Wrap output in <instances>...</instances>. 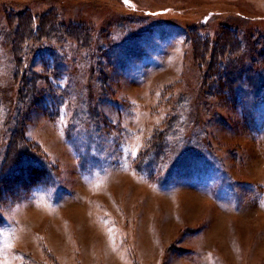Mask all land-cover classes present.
Wrapping results in <instances>:
<instances>
[{
    "label": "rangeland",
    "instance_id": "obj_1",
    "mask_svg": "<svg viewBox=\"0 0 264 264\" xmlns=\"http://www.w3.org/2000/svg\"><path fill=\"white\" fill-rule=\"evenodd\" d=\"M261 35L264 0H0V264H264Z\"/></svg>",
    "mask_w": 264,
    "mask_h": 264
},
{
    "label": "trees",
    "instance_id": "obj_2",
    "mask_svg": "<svg viewBox=\"0 0 264 264\" xmlns=\"http://www.w3.org/2000/svg\"><path fill=\"white\" fill-rule=\"evenodd\" d=\"M31 25L29 24L28 26H27V29L30 31L31 30ZM62 28H63V30H62V32H61V34H59V35H56L57 36V38H59V39H64V38H62V35H64L65 34V31L67 30V31H69V28H71V27H69V26H67V25H64V26H62ZM82 32V31H81ZM86 33V32H85ZM85 33H82L81 34V36L80 37H82V41L84 40V44H90V41H91V39H90V36L89 35H87V34H85ZM65 35H68V32L65 34ZM64 35V36H65ZM225 35L226 34H220V37L217 39V41H216V43H215V45H219L221 48L225 45V44H222V41H224V39H225ZM261 38L262 39H264V35H261ZM220 40H221V43H220ZM227 41V40H226ZM226 43H229V41L228 42H226ZM21 43H19L17 46H18V49L19 50H21L20 48H23V46L21 47V45H20ZM233 44H235V45H239V43L238 42H236L235 41V43H234V41H233ZM258 45H259V47H260V49L258 50V52L256 51V56H254L255 58H254V60H251V63H250V65L252 64V61H254V62H256V64H261V67H262V73L264 74V41L261 43V42H258L257 43ZM208 45V41L206 40V41H204L203 42V47H206ZM17 46H16V48L14 49L15 51V53L17 54V52H16V50H17ZM241 47H242V44H241V42H240V45L238 46V47H236L237 48V53H229L230 51H229V48L227 47V50H226V54H227V57H225V59L223 58L222 60H225V61H231V60H234L235 58H237V56L240 54V50H241ZM201 54H202V52H201ZM22 59V58H21ZM203 59H205V57L203 56V54L202 55H200L199 56V59H198V63L199 62H203ZM225 61H221L220 62V64H219V66H217V68H216V71H215V73H214V71H212L211 73H208L209 74V76H211V74L213 75V74H216L215 76L217 77V76H219V74H221V70L223 71V73H224V75H223V73H222V77H217V78H220L221 79V81H223V80H227V81H229L228 83H229V85H230V92L231 93H234L235 94V85H234V77H236V76H233L230 72H228V70H226V63H225ZM210 67L208 66V69H209ZM254 68V66H253V64L250 66V67H248V73H252L253 74V77H252V81H254L255 79H257L258 77H259V74L256 72V71H252V70H254L253 69ZM261 69V68H260ZM220 72V73H219ZM219 73V74H218ZM206 74L207 73H205V74H203V78L204 79H207V77H206ZM35 80V79H34ZM238 80V79H237ZM36 84V83H35ZM35 84H33V87L35 88ZM207 84V83H206ZM234 85V86H233ZM258 85H259V88H260V93H263L264 94V82L263 83H258ZM35 92V89H32V90H30L29 91V99L31 100V96L33 95V93ZM257 93V92H256ZM263 100H264V98H263ZM14 133H17V131H15ZM16 135V134H15ZM17 137H19L18 139H16V141H15V138L13 137V135L11 136V141H10V143H11V147H13V146H17V148H18V151H17V153H14V152H11V158H10V160L12 159V162H13V167L14 166H17V165H20L19 167H18V170H22L21 168L23 167L22 165H21V160L23 159V158H25V155L26 154H24V153H27L26 152V149H28L26 146V144L25 145H23V146H21L20 145V141H22V134L20 133V135H18ZM23 142V141H22ZM24 143V142H23ZM18 144H19V146L20 147H18ZM159 144H157L156 145V147L157 148H159ZM23 149H25L24 151H20V150H23ZM21 152H24V153H21ZM20 153V154H19ZM28 159H30L29 157L26 159H23V161L24 162H26ZM11 163V162H10ZM28 164V163H27ZM30 164V163H29ZM35 167L36 168H34V167H32V169H33V172H34V176L33 177H35V182H36V185H39V184H42L43 183V181H45L46 180V178L45 177H42V171H41V166H39V162H36L35 161ZM29 166V165H28ZM27 166V167H28ZM10 170V167H8V168H6V170H4L5 172H8ZM31 175H32V172H31Z\"/></svg>",
    "mask_w": 264,
    "mask_h": 264
},
{
    "label": "snow or ice",
    "instance_id": "obj_3",
    "mask_svg": "<svg viewBox=\"0 0 264 264\" xmlns=\"http://www.w3.org/2000/svg\"><path fill=\"white\" fill-rule=\"evenodd\" d=\"M124 2L127 4L128 0H124Z\"/></svg>",
    "mask_w": 264,
    "mask_h": 264
}]
</instances>
